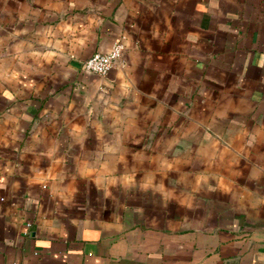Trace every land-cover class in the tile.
Instances as JSON below:
<instances>
[{
  "label": "crops",
  "instance_id": "obj_1",
  "mask_svg": "<svg viewBox=\"0 0 264 264\" xmlns=\"http://www.w3.org/2000/svg\"><path fill=\"white\" fill-rule=\"evenodd\" d=\"M7 262L264 264V0H0Z\"/></svg>",
  "mask_w": 264,
  "mask_h": 264
},
{
  "label": "built area",
  "instance_id": "obj_2",
  "mask_svg": "<svg viewBox=\"0 0 264 264\" xmlns=\"http://www.w3.org/2000/svg\"><path fill=\"white\" fill-rule=\"evenodd\" d=\"M125 45L122 40L112 44L110 51L105 54L95 53L83 62L86 71L96 75H105L117 64L123 56ZM5 264H19L17 262H7Z\"/></svg>",
  "mask_w": 264,
  "mask_h": 264
}]
</instances>
